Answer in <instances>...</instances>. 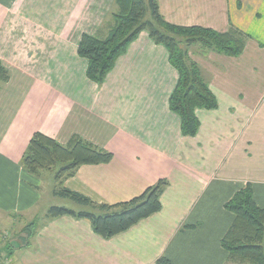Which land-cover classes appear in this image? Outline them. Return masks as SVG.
Instances as JSON below:
<instances>
[{"label": "crops", "instance_id": "crops-1", "mask_svg": "<svg viewBox=\"0 0 264 264\" xmlns=\"http://www.w3.org/2000/svg\"><path fill=\"white\" fill-rule=\"evenodd\" d=\"M166 21L250 35L241 55L193 58L218 100L196 109L195 136L169 107L178 72L147 31L119 56L104 83L86 76L82 34L106 36L114 0H0V58L11 73L0 91V210L31 212L40 186L21 166L35 132L61 144L79 135L111 151L65 186L99 203L140 195L169 181L162 209L105 239L88 219H45L20 264H227L221 240L234 214L225 203L251 182L264 208V0H158Z\"/></svg>", "mask_w": 264, "mask_h": 264}, {"label": "trees", "instance_id": "trees-1", "mask_svg": "<svg viewBox=\"0 0 264 264\" xmlns=\"http://www.w3.org/2000/svg\"><path fill=\"white\" fill-rule=\"evenodd\" d=\"M117 6L112 12L110 30L106 36L82 34L78 55L87 60L86 76L102 85L117 59L142 31H147L157 44L166 47L170 64L177 70L176 86L169 97L170 109L181 120V132L195 136L200 127L196 109H216L218 100L209 86L200 65L192 59L190 50L199 46L203 55L217 52L237 57L242 54L250 35L230 23V29L220 32L199 25L172 24L160 12L158 0H114ZM10 79V72L0 58V87ZM113 153L73 135L67 144L35 132L22 156L21 166L37 177L43 170H53V195L72 201L74 207L52 205L46 219L70 215L88 219L93 231L108 239L125 232L141 220L162 209L161 196L169 181L159 179L140 195L114 204L99 203L91 197L65 186L78 168L85 164H102L112 160ZM225 208L234 214V219L221 240L228 254V262L264 264V208L257 205L251 182L239 189ZM37 231L35 222L29 223L24 232L30 238ZM14 248L21 247L11 242ZM154 264H172L170 258L159 256Z\"/></svg>", "mask_w": 264, "mask_h": 264}, {"label": "rangeland", "instance_id": "rangeland-1", "mask_svg": "<svg viewBox=\"0 0 264 264\" xmlns=\"http://www.w3.org/2000/svg\"><path fill=\"white\" fill-rule=\"evenodd\" d=\"M190 55L192 59H194V55L206 56L202 54L199 46L192 47ZM4 88H6V83L1 85L0 91ZM35 179L38 184H40V186H36V188L41 190L42 195L41 203L35 210L26 213L0 210V264H20L21 250L28 247L26 244L30 241V238H27V234L24 232V228L29 223L35 222L37 228L41 226L42 223L45 222V214L52 205L66 207H74L75 205L68 199L55 197L53 195L52 191L55 184L53 170H43L39 176L35 177ZM11 242L16 243L18 246L20 245L21 247L14 248L11 246ZM227 264L250 263L228 262Z\"/></svg>", "mask_w": 264, "mask_h": 264}]
</instances>
